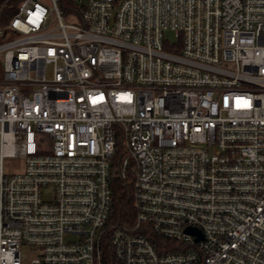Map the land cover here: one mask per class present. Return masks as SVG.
Masks as SVG:
<instances>
[{
  "label": "built area",
  "instance_id": "1",
  "mask_svg": "<svg viewBox=\"0 0 264 264\" xmlns=\"http://www.w3.org/2000/svg\"><path fill=\"white\" fill-rule=\"evenodd\" d=\"M5 4L0 264H264V0Z\"/></svg>",
  "mask_w": 264,
  "mask_h": 264
},
{
  "label": "trees",
  "instance_id": "2",
  "mask_svg": "<svg viewBox=\"0 0 264 264\" xmlns=\"http://www.w3.org/2000/svg\"><path fill=\"white\" fill-rule=\"evenodd\" d=\"M19 0H6V4L2 11V18L6 19L11 16L15 11V6ZM133 173L128 171L126 177L115 174L111 181L112 188V203L109 215V221L118 223L124 226H133L136 222V209L133 201L132 194ZM138 231H143L139 229ZM155 242V245L161 246L164 239L157 234L149 235Z\"/></svg>",
  "mask_w": 264,
  "mask_h": 264
},
{
  "label": "rangeland",
  "instance_id": "3",
  "mask_svg": "<svg viewBox=\"0 0 264 264\" xmlns=\"http://www.w3.org/2000/svg\"><path fill=\"white\" fill-rule=\"evenodd\" d=\"M165 33H167V36L170 40L174 41L175 40V35L172 30H167ZM48 73H50L51 71V67H48ZM22 162H23V158L19 157V156H5L2 160V169L3 172L10 175L13 174L15 172H18L22 169ZM48 194V193H47ZM30 251V249L27 246H24L22 248V256H27L28 252Z\"/></svg>",
  "mask_w": 264,
  "mask_h": 264
},
{
  "label": "water",
  "instance_id": "4",
  "mask_svg": "<svg viewBox=\"0 0 264 264\" xmlns=\"http://www.w3.org/2000/svg\"><path fill=\"white\" fill-rule=\"evenodd\" d=\"M187 231L193 232V233L195 232V233L199 234V236H201L200 231L197 228H195V227H188Z\"/></svg>",
  "mask_w": 264,
  "mask_h": 264
}]
</instances>
